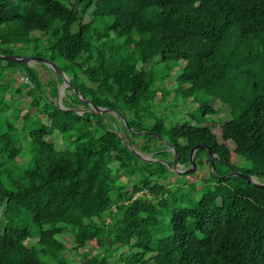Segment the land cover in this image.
<instances>
[{"label":"trees","instance_id":"obj_1","mask_svg":"<svg viewBox=\"0 0 264 264\" xmlns=\"http://www.w3.org/2000/svg\"><path fill=\"white\" fill-rule=\"evenodd\" d=\"M18 40L41 41L71 86L59 103L60 74L9 61L33 109L17 124L23 89L0 79V264H264V186L208 158L203 191L164 182L197 143L218 175L264 182V0H0V42ZM174 72L194 108L167 124L155 93Z\"/></svg>","mask_w":264,"mask_h":264},{"label":"rangeland","instance_id":"obj_2","mask_svg":"<svg viewBox=\"0 0 264 264\" xmlns=\"http://www.w3.org/2000/svg\"><path fill=\"white\" fill-rule=\"evenodd\" d=\"M12 39L10 38L9 41H11ZM44 45L41 43V41H39L38 43H36L35 41H28V40H18L17 42H0V54H12V55H20V56H40V57H44ZM40 63V62H39ZM29 66H35L39 69L41 75H43L44 77L48 74L47 70L41 66L40 64H37V62H30V63H26ZM47 66V65H46ZM48 67V66H47ZM162 69V66L159 65L157 66V72H160ZM171 73L166 79H165V83H164V87H160V89L155 93V112L157 114V116H160L162 118H164L166 120L167 124H170L171 122L173 123V120L176 118H180V117H186L185 119H187L188 117L185 116L184 114H186V112L190 109L194 108V105L192 103H190L186 92L178 86L177 82H176V78L175 76H172ZM7 77H12L13 78V82L12 85L14 88L16 87H22L23 92L21 94V102H20V107L18 108L19 111V117L20 119L17 120V124H19L21 122V117L24 113H26L27 111H29L30 113L33 112V109H29L28 108V102H29V97L26 95L25 93V80L26 78L23 76V68L18 65V64H13L8 61V60H4L0 58V79L3 80L4 78ZM3 88L0 85V91ZM51 88H47L46 90H50ZM58 94H57V98L56 100L61 103L62 101V97L65 95V89H63V84H59L58 85ZM165 97L162 98V97ZM16 97V96H15ZM162 98V99H161ZM7 99V98H6ZM164 99V100H163ZM213 104L218 108V111L216 112L215 115H213V117L215 118H219V117H229L230 113L228 110L227 105L220 103L218 100H215L213 102ZM6 104L2 101L1 99V95H0V110L4 111L6 110ZM119 119V118H118ZM117 120V125L120 126L119 120ZM154 120H147L145 122V124H153ZM219 126L216 125L213 130L214 131H218ZM147 131V127L146 129H144ZM120 131L122 132V129H120ZM120 132V134H121ZM59 135L64 139H66L65 134L62 133H53L52 135H50V139L53 141H59ZM125 136V135H124ZM139 141H142L141 138H138ZM56 145V144H55ZM228 146L231 147V144L228 143ZM135 148L138 152H140L142 155L146 156V157H151V154H144L143 152L139 151L136 147ZM230 159L233 165H239V164H243V165H248L249 162L242 160L241 158H239L233 151L230 152ZM188 167L190 166H184L181 164V166L179 167L180 169H188ZM219 172H224V168L221 166H217ZM169 169V168H168ZM171 172L168 173L166 179L164 180L165 183L170 182L172 184V186H174V188H179L183 186V183L188 181V182H194L195 183V190H200L203 191L204 189H201V181L209 176V171H208V163H207V157L205 156V154H203L201 163H199L198 161L195 163V167L190 171V172H184V173H176L174 172L172 169H169ZM116 170L113 169V173L115 177H118V180H124V174L123 173H116ZM194 171V172H193ZM212 179L208 182V184H212ZM189 185L185 186V190H189L188 188ZM129 188H131V185H128ZM140 195L143 194L147 197L149 193H147L146 191L141 193V191H138L136 193V195ZM187 200L186 197H181L179 199V201H184ZM183 203V202H182ZM169 213H167V219H169ZM164 225V224H163ZM92 243L94 241H91Z\"/></svg>","mask_w":264,"mask_h":264},{"label":"water","instance_id":"obj_3","mask_svg":"<svg viewBox=\"0 0 264 264\" xmlns=\"http://www.w3.org/2000/svg\"><path fill=\"white\" fill-rule=\"evenodd\" d=\"M0 58L4 59V60H8V61H19V62H23V63H30V62H41L45 65H47L49 68H51L52 70L56 71L58 74L61 75L62 77V84H63V89H65L67 86H71V83L69 81V79L66 77V75L63 73V71L58 67L57 64H55L53 61H51L50 59L46 58V57H40V56H20V55H12V54H0ZM73 91L75 93V95L77 97H79L80 99H82L85 102H88L89 105L91 106L92 110L95 112H103V111H111V109L109 108H105V107H100L95 105L94 103H92L90 101V99L83 97L75 87H73ZM122 119H124L125 125L126 127L128 126L127 122L125 121V117L122 116ZM145 131H143L142 133H144ZM153 135H157L155 133L152 132ZM161 141H163L164 143H166L167 145H169L168 150H171V148L173 147L172 145L169 144V142H167L165 139H163L162 137L158 136ZM130 150L139 158L143 159V160H147V161H153L154 158H149L146 157L144 155H142L140 152H138L135 148H133L132 146H130L128 144ZM199 148H204L207 152V158L208 161L210 163V166L212 167V170L214 171L215 175L218 178H226L228 176H240L243 179L252 182L258 186H264V182L258 181L256 179V177L254 175L248 174V173H244L241 172L239 170H237L236 168H234L233 166H231V170L223 175H218L214 166V157L217 156V154L206 144L204 143H197L196 145L192 146L189 150V156H188V161H189V166L188 169H180L179 167L181 166L180 163H178L177 161V153L174 151V157L172 159V162H165L167 167L169 169H172L174 172L176 173H184V172H190L194 167H195V162H194V156H195V152L199 149Z\"/></svg>","mask_w":264,"mask_h":264},{"label":"built area","instance_id":"obj_4","mask_svg":"<svg viewBox=\"0 0 264 264\" xmlns=\"http://www.w3.org/2000/svg\"><path fill=\"white\" fill-rule=\"evenodd\" d=\"M25 82H27V79L25 80Z\"/></svg>","mask_w":264,"mask_h":264},{"label":"flooded vegetation","instance_id":"obj_5","mask_svg":"<svg viewBox=\"0 0 264 264\" xmlns=\"http://www.w3.org/2000/svg\"><path fill=\"white\" fill-rule=\"evenodd\" d=\"M229 168H231V167H229ZM231 170V169H230Z\"/></svg>","mask_w":264,"mask_h":264}]
</instances>
